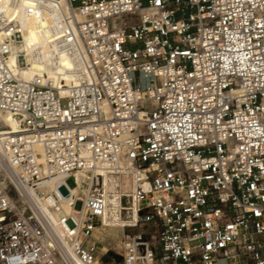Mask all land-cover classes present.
Segmentation results:
<instances>
[{"label":"built area","instance_id":"1","mask_svg":"<svg viewBox=\"0 0 264 264\" xmlns=\"http://www.w3.org/2000/svg\"><path fill=\"white\" fill-rule=\"evenodd\" d=\"M0 112V264H264V0H0Z\"/></svg>","mask_w":264,"mask_h":264},{"label":"bare ground","instance_id":"2","mask_svg":"<svg viewBox=\"0 0 264 264\" xmlns=\"http://www.w3.org/2000/svg\"><path fill=\"white\" fill-rule=\"evenodd\" d=\"M40 37H44V35L42 36H38L35 28L33 26L28 27V31L26 33V35L24 36V40H23V45L21 47V50H24L27 48V46L31 45V43H33L34 41H38L40 39ZM64 67H69L70 64L69 63H64L62 64ZM8 68L9 70L12 72V74L17 78L18 76L27 80L31 77V72L30 71H24V70H19V68L16 65V57L15 54H12L8 60ZM0 127L3 130L9 129L7 131H2L0 129V135H6L8 133H15L18 132V127H17V122L15 121V119L9 115V114H4L0 112ZM121 165H123V163L121 162ZM119 179H115L114 177H105L104 182H105V189L108 190L110 193H114L112 190H114L115 185H117L119 183L120 187L122 189L127 188V184L122 183L120 181H118ZM60 182V180L57 179H49L46 181L41 182L40 184H37L36 186L32 187L31 189H29V191L31 192L32 196L36 199L35 195H36V190H43L45 192L50 193L52 191H54L56 184ZM78 189L76 188L74 190V192H77ZM111 199V198H110ZM38 201V199H37ZM114 205V202H112ZM39 208L45 213V215L47 216V218L49 219V221L51 222L52 225L55 226V222H56V217L58 216L59 213H65V214H70L72 209H70L68 202L61 200V202L59 204H56L54 202V199L50 198H45L43 199L39 204ZM55 207L57 209L56 210H49L48 207ZM113 209H110V212H107L105 214L104 217V223L108 224V225H113L111 222V219L114 218V214H113ZM122 221H118V225H120ZM95 264H101L99 261H97Z\"/></svg>","mask_w":264,"mask_h":264},{"label":"rangeland","instance_id":"3","mask_svg":"<svg viewBox=\"0 0 264 264\" xmlns=\"http://www.w3.org/2000/svg\"><path fill=\"white\" fill-rule=\"evenodd\" d=\"M1 130L2 131H7V130H9V129H6V130H3L2 128H1ZM119 187H120V185L119 184H117ZM128 183H127V188H125V189H128L129 187H128ZM113 192H116V191H118V187H114V190H112ZM60 192L63 194V195H65L66 194V189L65 188H61L60 189ZM116 231H115V229H109V230H107L105 233H100V232H96L95 234H94V237H96L97 239H103L104 241H108L109 242V244H112L113 242V240H115V236H116ZM112 262H115V264H117L118 263V255L116 254V252H114V251H109L108 253H107V255L105 256V258H104V260H103V264H109V263H112Z\"/></svg>","mask_w":264,"mask_h":264}]
</instances>
